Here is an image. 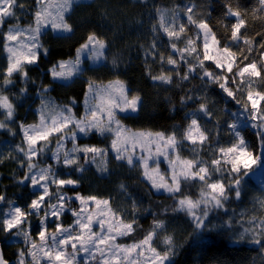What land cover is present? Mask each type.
Returning a JSON list of instances; mask_svg holds the SVG:
<instances>
[{
	"label": "snow or ice",
	"instance_id": "1",
	"mask_svg": "<svg viewBox=\"0 0 264 264\" xmlns=\"http://www.w3.org/2000/svg\"><path fill=\"white\" fill-rule=\"evenodd\" d=\"M140 2L148 9L150 33L139 45L143 73L154 89L181 93L176 102L164 97L170 112L184 110L183 123L167 131L124 123L140 116L145 101L119 75L106 83L86 75L128 67L120 55L110 57L112 45L103 34L88 31L74 58L51 63L45 38L74 36L72 17L78 8L91 7V0H0V52L6 61L0 68V132L19 136L18 142H0V166L15 163L11 180L29 197L21 205L0 184V264H177L182 252H207L224 234L234 245H255L264 257V0L250 10L240 0H220L219 17L213 16L214 0ZM250 18L262 25L254 35ZM81 80L82 101L73 95L57 103L51 96L56 85L70 89ZM209 88H218L220 98ZM36 99L33 110L29 102ZM25 105L36 122L18 119ZM94 137L107 144L81 143ZM109 153L138 171L147 185L143 198L124 182L117 186L123 203L78 190L91 166L102 178L112 175ZM254 182L259 195L252 209H230L243 202ZM68 216L72 220L65 225ZM146 216L152 219L144 229L139 221ZM13 247L10 261L5 249Z\"/></svg>",
	"mask_w": 264,
	"mask_h": 264
},
{
	"label": "trees",
	"instance_id": "2",
	"mask_svg": "<svg viewBox=\"0 0 264 264\" xmlns=\"http://www.w3.org/2000/svg\"><path fill=\"white\" fill-rule=\"evenodd\" d=\"M26 4H31L32 0H25ZM91 7H80L76 10L72 17V23L77 25V30L74 36L66 40H53L52 34L46 37L48 46L52 49L51 63H55L59 59H67L75 56V49L83 43L84 37L90 30H96L98 33L103 34L111 42V54L120 55L124 63L128 64L127 68L123 65L119 73H112L108 71H101L98 73L89 72L86 75L96 78L98 81L107 82L110 79H114L116 75H119L121 79L128 82L129 86L141 91L144 97L145 108L141 112L140 116L135 119L124 120V123L133 129H151L158 130H170L173 125L182 124V116L184 110H179L175 113L169 111V104L164 99L166 96H170L173 102L178 101V95L180 89H170L165 91L164 89H154L152 82L147 79L143 73L142 66V50L139 45L144 44L150 39V33L148 31L149 19L148 9L142 6L140 0H91ZM217 4V9L213 12L214 17L220 15V0H214ZM151 3H155L159 6H171L174 3H180V0H151ZM256 0H240L242 9L255 6ZM150 7V5H149ZM106 13V15H105ZM30 19V17H29ZM140 21L143 24L139 23ZM26 22V21H25ZM154 22V21H153ZM262 30V25L259 20L252 21L249 19V35H254L256 32ZM257 40L259 38L257 37ZM46 66L50 67L51 64L45 61ZM6 66V61L2 52H0V68ZM33 76L37 75V70L31 72ZM44 83H51L50 77H44ZM56 90L51 93V96L55 98L57 103H66L69 96H76L78 101L83 99L84 82L78 81L72 86V88H61L58 85L55 86ZM33 96L35 90L32 89ZM209 92L219 99V89L212 90L209 88ZM31 102V101H30ZM29 102V103H30ZM38 99L35 102H31V107L36 106ZM190 107L194 105H189ZM27 105L20 107L18 110V119L30 121L34 120L35 115L33 111L26 110ZM219 107V105H218ZM27 111V114H26ZM11 142H16V139L10 138ZM226 143V140L224 141ZM81 143H92L97 145L107 144L106 140L100 137L90 138L88 140H81ZM187 156L188 153H183ZM112 175L107 178H102L95 168L89 169L84 174V179L80 188V192L84 194H93L98 196L111 195L115 198L114 203H123V198L118 191V184L121 182L126 183L129 186V191L138 198H143L144 192L147 190V185L142 183L138 171L129 170L122 164L112 162L109 165ZM16 170V165L13 162H8L4 166H0V184H4L7 187L2 189L9 199L18 200L22 203L24 199L20 198V193L24 192V198L27 194L25 189H22L14 184L11 180L10 173ZM259 195V191L254 182L249 186L247 197L243 202H233L228 207L235 209L237 213L242 211L251 210L253 207V196ZM153 201H163L165 204L171 203L164 196H154ZM144 203L147 204L148 200L145 198ZM3 207L7 208V205ZM231 215V212L229 213ZM225 219L227 217H224ZM151 216H146L140 219V224L144 229H147L151 223ZM190 231V229H188ZM186 234V233H185ZM143 235L142 232L136 234V238L139 239ZM182 233L178 231V239H180ZM121 242H128L127 240ZM20 247V246H19ZM6 258L14 260L16 255V247L5 249ZM203 257V259H201ZM216 257L217 260L212 259ZM264 257L258 255V250L255 245L251 244H238L231 243L228 234H224L219 238L214 248L204 252L201 249H193L181 253L178 258L177 264H218V261H223L224 264H261Z\"/></svg>",
	"mask_w": 264,
	"mask_h": 264
},
{
	"label": "rangeland",
	"instance_id": "3",
	"mask_svg": "<svg viewBox=\"0 0 264 264\" xmlns=\"http://www.w3.org/2000/svg\"><path fill=\"white\" fill-rule=\"evenodd\" d=\"M25 1V0H24ZM27 1V0H26ZM75 57V56H74ZM73 57V58H74ZM67 59H69V58H67ZM85 63H87V60L85 61ZM106 83V82H105ZM30 91L31 92H33V90L32 89H30ZM6 94H8V93H6ZM31 103V102H30ZM39 104V100H38V103H37V105ZM36 105V106H37ZM36 106H34V107H32V109L34 110L35 109V107ZM20 108V107H19ZM26 110H28V105H27V107H26ZM82 111H83V109H82V107L81 108H79V109H77V113H78V115H80V114H82ZM26 114H27V111H26ZM24 122H26V123H33V122H36V117L34 118V120H31L30 119V121H25V120H23ZM13 127H15V126H13ZM10 138L11 137H8V136H6L5 134H3L2 132H0V142H4V141H10ZM14 139H16V142H18L19 141V136H17V137H15ZM11 142V141H10ZM67 147H71V144L69 143L68 145H67ZM111 153H109V165H110V163L112 162V164L114 163V162H117V161H115V160H113V159H111ZM45 161H41V164H43ZM47 162H51V161H47ZM117 163H119V162H117ZM124 166V165H123ZM95 168V166H91V168ZM125 168H127V166H124ZM162 168L164 167V165H162L161 166ZM78 175L79 174H77L76 176H74L73 178H77L78 177ZM28 194H26V196H25V198H24V201H22V203L21 202H19L18 200V203L19 204H21V205H23L24 204V202L26 201V200H28ZM123 200V199H122ZM4 210L6 211L7 210V208H5L4 207ZM32 219V221H33V224L35 225L36 223H37V220H36V218H31ZM71 220H72V218L70 217V216H68V217H66V218H64V222H65V225H67V224H69V223H71ZM22 247L23 245H16V247Z\"/></svg>",
	"mask_w": 264,
	"mask_h": 264
},
{
	"label": "water",
	"instance_id": "4",
	"mask_svg": "<svg viewBox=\"0 0 264 264\" xmlns=\"http://www.w3.org/2000/svg\"><path fill=\"white\" fill-rule=\"evenodd\" d=\"M11 261V260H10Z\"/></svg>",
	"mask_w": 264,
	"mask_h": 264
}]
</instances>
